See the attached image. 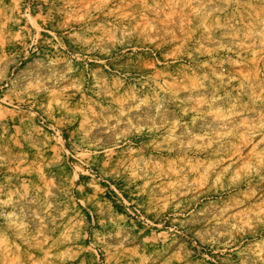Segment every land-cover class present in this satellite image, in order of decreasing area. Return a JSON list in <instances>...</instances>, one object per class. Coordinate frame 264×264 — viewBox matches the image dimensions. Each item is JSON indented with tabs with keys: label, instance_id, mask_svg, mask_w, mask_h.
<instances>
[{
	"label": "rangeland",
	"instance_id": "obj_1",
	"mask_svg": "<svg viewBox=\"0 0 264 264\" xmlns=\"http://www.w3.org/2000/svg\"><path fill=\"white\" fill-rule=\"evenodd\" d=\"M0 264H264V0H0Z\"/></svg>",
	"mask_w": 264,
	"mask_h": 264
}]
</instances>
